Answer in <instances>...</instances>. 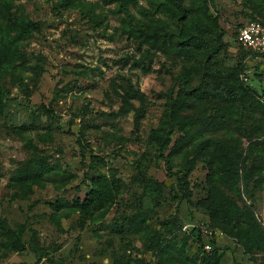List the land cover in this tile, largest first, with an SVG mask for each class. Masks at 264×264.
<instances>
[{
  "label": "rangeland",
  "instance_id": "374dc122",
  "mask_svg": "<svg viewBox=\"0 0 264 264\" xmlns=\"http://www.w3.org/2000/svg\"><path fill=\"white\" fill-rule=\"evenodd\" d=\"M11 2V18L28 19L39 29L20 43L1 78L0 264H264V252L246 253L201 206L208 189L205 164L197 162L187 177L189 201L177 185L194 147L208 139L240 157V167L248 160L264 170V118L255 114L240 128L233 124L238 112L233 108L226 110L231 125L220 130L210 124L218 112L214 102L188 104L167 150L160 151L151 135L167 131L170 96L178 99L181 90L196 87L203 72L125 29L143 19L139 11L149 8L148 0L126 7L120 0H74L69 7L60 0ZM184 4L195 10L206 6L226 44L214 60L264 104V53L237 42L244 25H264L262 4ZM157 18L165 19L151 20ZM180 136L185 147L172 151ZM99 176L121 183L102 218L100 210L87 214L81 208L92 178ZM238 188L237 196L221 186L219 191L240 208L252 205L258 219L264 184L251 195L242 182ZM136 213L148 235L126 230ZM205 227L218 232L208 242L210 252L218 249L213 256L198 233ZM8 231L21 233L25 251L4 246Z\"/></svg>",
  "mask_w": 264,
  "mask_h": 264
},
{
  "label": "trees",
  "instance_id": "16d2710c",
  "mask_svg": "<svg viewBox=\"0 0 264 264\" xmlns=\"http://www.w3.org/2000/svg\"><path fill=\"white\" fill-rule=\"evenodd\" d=\"M256 1L260 2L264 9V0ZM73 2L74 0H60L59 4L69 7ZM135 2L136 0H120L121 6L124 7ZM148 5L149 8L139 11L143 19L135 24L130 21L125 29L142 43L155 47L165 56H181L187 61H193L203 72V77L196 87L188 91L181 90L178 99L174 100L170 96L165 111L167 131L161 129L151 135V140L159 145L160 151L167 150L174 126L179 125L176 124L178 115L188 108V104L199 106L202 102H214L218 106V112L210 124L220 130L231 125L226 110L233 108L238 109L237 120L233 124H239L240 128L242 124L251 122L255 114L264 118V104L253 96V91L238 82L232 73L218 66L214 60L225 49L226 44L222 40L217 20L207 13L206 6L195 10L186 6L184 0H148ZM11 9V0H0V108L3 107L2 74L12 66V59L18 54L20 43L39 29L37 23L28 19L11 18ZM155 15L165 19L151 20ZM184 140L183 136L178 137L171 150H183ZM192 156L185 171L177 177V185L183 198L190 200L187 177L194 165L197 162L205 164L209 172L208 189L200 204L213 224L234 238L246 253L264 252V228L254 215V207L245 205L240 208L219 191L221 186L232 195H240L238 184L242 182L243 191L251 195L264 184V170L248 160L243 161L240 167V157L227 152L217 140L201 141L194 147ZM91 183L90 193L81 208L85 209L87 214H91L90 210H100L99 217L102 218L114 202V196L118 195L121 183L105 176L92 178ZM78 203L77 201L76 204ZM128 219L126 230L129 234L148 235V227L139 214L136 213ZM5 237L6 248L17 253L25 251L26 244L22 241L20 232L8 231ZM216 250L218 249H214L209 255H215Z\"/></svg>",
  "mask_w": 264,
  "mask_h": 264
},
{
  "label": "built area",
  "instance_id": "2783aa9c",
  "mask_svg": "<svg viewBox=\"0 0 264 264\" xmlns=\"http://www.w3.org/2000/svg\"><path fill=\"white\" fill-rule=\"evenodd\" d=\"M237 42L241 46L250 49L253 52L264 53V27L258 22H250L244 25L238 31ZM258 220L261 226L264 228V209L259 212ZM183 230L187 231V227L183 228ZM198 233L200 235H205L206 240H203L204 242L202 243V247L204 248V251L210 252L211 248L208 242L212 235L218 234V232H213L208 227H205L201 228Z\"/></svg>",
  "mask_w": 264,
  "mask_h": 264
}]
</instances>
